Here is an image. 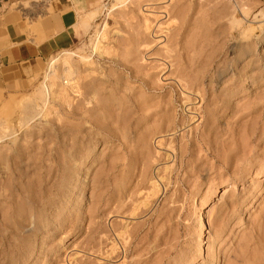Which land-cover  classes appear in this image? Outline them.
Masks as SVG:
<instances>
[{
    "label": "rangeland",
    "instance_id": "rangeland-1",
    "mask_svg": "<svg viewBox=\"0 0 264 264\" xmlns=\"http://www.w3.org/2000/svg\"><path fill=\"white\" fill-rule=\"evenodd\" d=\"M76 2L75 44L0 86V264H264V0ZM51 3L0 16L40 43Z\"/></svg>",
    "mask_w": 264,
    "mask_h": 264
},
{
    "label": "crops",
    "instance_id": "crops-1",
    "mask_svg": "<svg viewBox=\"0 0 264 264\" xmlns=\"http://www.w3.org/2000/svg\"><path fill=\"white\" fill-rule=\"evenodd\" d=\"M76 1L52 0L51 20L43 28L49 36L40 43L28 40L11 18L0 16V86L31 79L41 63L75 44L80 37Z\"/></svg>",
    "mask_w": 264,
    "mask_h": 264
},
{
    "label": "bare ground",
    "instance_id": "bare-ground-1",
    "mask_svg": "<svg viewBox=\"0 0 264 264\" xmlns=\"http://www.w3.org/2000/svg\"><path fill=\"white\" fill-rule=\"evenodd\" d=\"M72 70L70 69V68H68V67H65V72H66V74L67 73H72L71 72ZM66 76V75H65ZM65 76H63L64 78H62L61 79V82H62V89H64L65 90V92H67L68 91V89L69 88H71V90H74L76 87H77V85H78V83L74 80V77H67V78H65ZM79 91V90H78ZM75 92H76V90H75ZM262 95V94H261ZM264 95V94H263ZM262 95V96H263ZM261 97V96H260ZM102 122V121H101ZM261 126H263V125H261ZM122 129V128H121ZM264 129V128H263ZM123 130V129H122ZM244 152V151H243ZM242 155V154H241ZM244 155V154H243ZM242 155V156H243ZM248 155V154H247ZM73 160V159H72ZM74 161V160H73ZM63 162V163H62ZM62 166H59L60 167V170H61V172H62V174H63V179H62V182H63V194L68 190L67 189V187H68V172H69V170H70V168H71V162L69 161V155L68 156H66V157H63V159H62ZM111 169V168H110ZM109 169V170H110ZM71 173V172H70ZM48 175V174H47ZM29 176V175H28ZM46 176V175H45ZM53 176V175H52ZM31 178V177H30ZM29 178V179H30ZM60 178V177H59ZM92 178V177H91ZM28 179V180H29ZM52 180H53V177L51 178ZM52 180H50L51 182H52ZM35 181V180H34ZM49 181V182H50ZM56 182V181H55ZM59 182V181H58ZM60 183V182H59ZM1 184V183H0ZM37 183H35V186H37V187H39L38 186V184L36 185ZM55 184V183H54ZM19 185V184H18ZM72 185V184H71ZM47 186H48V184H47ZM22 187V186H21ZM80 188V187H79ZM36 189H38V188H36ZM43 189V188H42ZM45 189V188H44ZM67 189V190H66ZM22 190L24 191V189L22 188ZM21 190V191H22ZM41 190V189H40ZM49 190V189H48ZM54 190V189H53ZM66 190V191H65ZM77 190V189H76ZM37 191H39V190H37ZM36 191V192H37ZM70 191V190H69ZM24 192H26V191H24ZM35 192V191H34ZM41 192V191H40ZM43 192H45V191H43ZM68 192V191H67ZM66 192V193H67ZM39 193V192H38ZM37 193V194H38ZM48 193H50V192H48ZM51 195V194H50ZM16 196H18V195H16ZM38 198H40V197H38ZM38 201H39V199H37ZM23 204H25V203H23ZM26 206V205H25ZM38 208V207H37ZM45 208V207H44ZM52 208H54V207H52ZM29 211V210H28ZM30 212H32V209L30 210ZM81 213H82V211H81ZM83 214V213H82ZM12 215H16V217L17 218H19V220H17V222H16V225L18 226V228H21L22 227V224H24L26 221H27V219H28V217L30 216V215H28V213H27V210L26 209H23V206H22V204H21V206H16L15 208H14V211H13V214ZM264 216V215H263ZM0 218H1V215H0ZM21 218V219H20ZM3 220V219H2ZM1 222H3V221H1ZM72 222H73V220H72ZM8 223V222H7ZM33 223V222H32ZM3 224V223H2ZM6 225V224H5ZM8 225V224H7ZM6 225V226H7ZM27 225H29L30 226V224H27ZM12 227V226H11ZM28 227V226H27ZM72 227V226H71ZM0 228H2L1 227V225H0ZM30 228V227H29ZM61 229V228H60ZM11 230H13V229H11ZM57 230H59V229H57ZM260 230V229H259ZM262 230V229H261ZM15 231V230H14ZM23 231V230H22ZM25 231V230H24ZM61 231V230H60ZM258 232V231H257ZM9 239V238H8ZM6 241V240H5ZM7 242V241H6ZM206 243V242H205ZM2 245V244H1ZM26 245V244H25ZM261 245V244H260ZM7 247V246H6ZM44 247V246H43ZM6 250V249H5ZM10 251H11V249H10ZM6 252V251H5ZM70 261V260H69ZM73 263H74V261H73Z\"/></svg>",
    "mask_w": 264,
    "mask_h": 264
}]
</instances>
